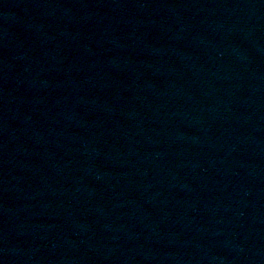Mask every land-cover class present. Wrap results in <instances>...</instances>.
Here are the masks:
<instances>
[{"label":"water","instance_id":"water-1","mask_svg":"<svg viewBox=\"0 0 264 264\" xmlns=\"http://www.w3.org/2000/svg\"><path fill=\"white\" fill-rule=\"evenodd\" d=\"M71 264H264V0H125Z\"/></svg>","mask_w":264,"mask_h":264}]
</instances>
